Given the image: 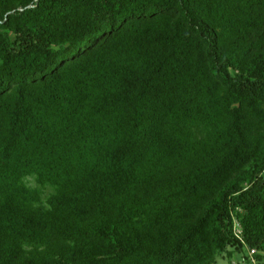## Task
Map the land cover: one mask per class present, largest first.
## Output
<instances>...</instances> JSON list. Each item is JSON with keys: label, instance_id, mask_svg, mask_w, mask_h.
Segmentation results:
<instances>
[{"label": "trees", "instance_id": "trees-1", "mask_svg": "<svg viewBox=\"0 0 264 264\" xmlns=\"http://www.w3.org/2000/svg\"><path fill=\"white\" fill-rule=\"evenodd\" d=\"M232 251L264 264V0H0V264Z\"/></svg>", "mask_w": 264, "mask_h": 264}, {"label": "rangeland", "instance_id": "rangeland-1", "mask_svg": "<svg viewBox=\"0 0 264 264\" xmlns=\"http://www.w3.org/2000/svg\"><path fill=\"white\" fill-rule=\"evenodd\" d=\"M247 252V255L251 258L250 251L245 250ZM239 257L236 252L232 251L231 253V258H230V263L228 262V258L226 257L225 254L220 255L217 257L216 261L213 264H237L236 258Z\"/></svg>", "mask_w": 264, "mask_h": 264}, {"label": "built area", "instance_id": "built-area-1", "mask_svg": "<svg viewBox=\"0 0 264 264\" xmlns=\"http://www.w3.org/2000/svg\"><path fill=\"white\" fill-rule=\"evenodd\" d=\"M237 225L235 224V227H236ZM234 233L236 234V236H238L237 234H238V229H235L234 230ZM254 253V250H250V254L252 255Z\"/></svg>", "mask_w": 264, "mask_h": 264}]
</instances>
